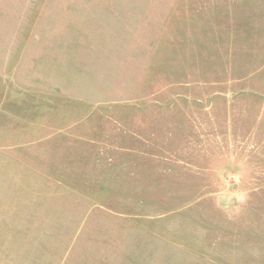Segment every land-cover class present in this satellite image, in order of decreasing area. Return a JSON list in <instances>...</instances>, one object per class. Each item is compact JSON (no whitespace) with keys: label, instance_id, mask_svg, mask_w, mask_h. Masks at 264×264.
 <instances>
[{"label":"rangeland","instance_id":"374dc122","mask_svg":"<svg viewBox=\"0 0 264 264\" xmlns=\"http://www.w3.org/2000/svg\"><path fill=\"white\" fill-rule=\"evenodd\" d=\"M0 264H264V0H0Z\"/></svg>","mask_w":264,"mask_h":264}]
</instances>
